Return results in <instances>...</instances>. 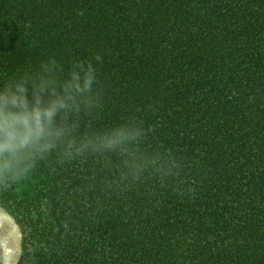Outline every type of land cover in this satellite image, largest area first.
Returning a JSON list of instances; mask_svg holds the SVG:
<instances>
[{"label": "trees", "instance_id": "1", "mask_svg": "<svg viewBox=\"0 0 264 264\" xmlns=\"http://www.w3.org/2000/svg\"><path fill=\"white\" fill-rule=\"evenodd\" d=\"M0 208L17 264H264V0H0Z\"/></svg>", "mask_w": 264, "mask_h": 264}, {"label": "rangeland", "instance_id": "2", "mask_svg": "<svg viewBox=\"0 0 264 264\" xmlns=\"http://www.w3.org/2000/svg\"><path fill=\"white\" fill-rule=\"evenodd\" d=\"M21 232L14 217L0 212V264H17L21 256ZM5 255V262L2 261Z\"/></svg>", "mask_w": 264, "mask_h": 264}, {"label": "crops", "instance_id": "3", "mask_svg": "<svg viewBox=\"0 0 264 264\" xmlns=\"http://www.w3.org/2000/svg\"><path fill=\"white\" fill-rule=\"evenodd\" d=\"M2 211V209L0 208V212ZM5 259H6V257H5V255L3 256V258H2V261L3 262H5Z\"/></svg>", "mask_w": 264, "mask_h": 264}]
</instances>
